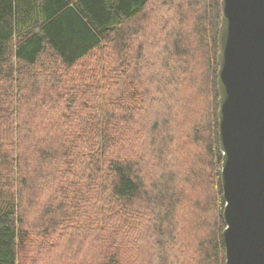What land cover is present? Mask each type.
<instances>
[{
  "label": "trees",
  "instance_id": "16d2710c",
  "mask_svg": "<svg viewBox=\"0 0 264 264\" xmlns=\"http://www.w3.org/2000/svg\"><path fill=\"white\" fill-rule=\"evenodd\" d=\"M221 2L0 0V264H226Z\"/></svg>",
  "mask_w": 264,
  "mask_h": 264
},
{
  "label": "water",
  "instance_id": "95a60500",
  "mask_svg": "<svg viewBox=\"0 0 264 264\" xmlns=\"http://www.w3.org/2000/svg\"><path fill=\"white\" fill-rule=\"evenodd\" d=\"M219 137L226 264H264V0H222Z\"/></svg>",
  "mask_w": 264,
  "mask_h": 264
},
{
  "label": "rangeland",
  "instance_id": "374dc122",
  "mask_svg": "<svg viewBox=\"0 0 264 264\" xmlns=\"http://www.w3.org/2000/svg\"><path fill=\"white\" fill-rule=\"evenodd\" d=\"M151 19V18H150ZM154 20V17L152 16V21ZM150 25H151V22H146L145 23V26H146V29L148 30V31H150L151 32V27H150ZM149 48V47H148ZM147 54V53H146ZM135 56V55H134ZM46 256H50L49 254H47V255H43L42 257H46ZM44 259V258H43ZM46 260H48V259H46ZM48 262H49V260H48ZM51 262H53V259L51 258ZM50 262V263H51ZM55 262V261H54ZM49 263V264H50Z\"/></svg>",
  "mask_w": 264,
  "mask_h": 264
}]
</instances>
